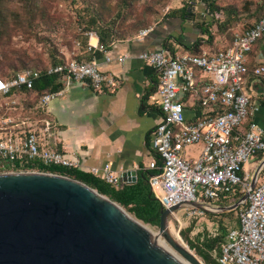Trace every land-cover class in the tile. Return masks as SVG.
<instances>
[{
	"label": "built area",
	"instance_id": "2783aa9c",
	"mask_svg": "<svg viewBox=\"0 0 264 264\" xmlns=\"http://www.w3.org/2000/svg\"><path fill=\"white\" fill-rule=\"evenodd\" d=\"M151 29L141 30L139 36ZM263 33L264 13L245 32L235 33L232 42L222 49L174 54L159 48L139 54L158 78L155 95L162 114L152 131L155 156L147 168L154 171L149 184L162 208L184 201L219 206L216 202L225 190L238 187L240 192H248L237 207V224L229 227L221 244L220 264H264V166L252 190V174L241 173L255 153L262 152L264 158V125L248 120L251 101L244 85L248 73L264 78V62L251 67L247 64L249 52ZM88 36L89 50L95 46L105 51L91 43V38H97L94 32H88ZM124 58L119 56L121 61ZM106 60L111 57L106 56ZM44 72L60 74L61 81L87 82L96 91H114L120 84L118 76L101 71L95 60L71 56ZM41 74V70L25 68L14 76L0 78V167L27 160L78 168L76 158L54 146L57 126L46 115L50 101L61 90L42 91L33 106L20 93L21 88H32ZM185 96L193 105L189 118ZM200 143L202 149L196 157L183 156L184 148ZM89 172L112 185L121 184L120 175L109 164ZM185 209L190 216L204 213L193 207Z\"/></svg>",
	"mask_w": 264,
	"mask_h": 264
},
{
	"label": "water",
	"instance_id": "95a60500",
	"mask_svg": "<svg viewBox=\"0 0 264 264\" xmlns=\"http://www.w3.org/2000/svg\"><path fill=\"white\" fill-rule=\"evenodd\" d=\"M264 158L250 178L252 190ZM136 171L121 173L134 183ZM236 202L206 206L184 201L161 208L157 232L140 224L118 202L64 174L37 170L0 172V264H203L175 236L170 215L179 208L225 212ZM162 236L178 255L157 240Z\"/></svg>",
	"mask_w": 264,
	"mask_h": 264
},
{
	"label": "crops",
	"instance_id": "0c3cea01",
	"mask_svg": "<svg viewBox=\"0 0 264 264\" xmlns=\"http://www.w3.org/2000/svg\"><path fill=\"white\" fill-rule=\"evenodd\" d=\"M198 36L195 26L174 16L165 18L145 36L112 42L91 60L98 63L101 71L118 76L120 84L114 91H96L87 82L63 78L60 94L50 101L46 111L57 126L54 146L76 158L78 169L83 171L109 164L118 175L135 170L137 178L139 170L148 169L149 160L155 156L152 131L162 114L155 95L157 74L139 54L159 48L178 54L186 51L182 44L189 45ZM90 41L98 45V37L95 42L92 38ZM94 49L97 47L93 46ZM251 51L247 56L249 67L264 62V35ZM122 55L125 58L121 61ZM106 56L111 60L107 61ZM244 85L251 101L248 120L264 125V78L248 73ZM187 98L184 105L189 118L193 105ZM201 149V143L188 146L183 156L194 158ZM257 153L243 165L242 174L254 172L263 159Z\"/></svg>",
	"mask_w": 264,
	"mask_h": 264
},
{
	"label": "rangeland",
	"instance_id": "374dc122",
	"mask_svg": "<svg viewBox=\"0 0 264 264\" xmlns=\"http://www.w3.org/2000/svg\"><path fill=\"white\" fill-rule=\"evenodd\" d=\"M263 2L264 0H217L219 21L224 20L231 10H234L236 18L234 23L227 24L231 28H226L220 34L217 33L215 24L210 31L221 41L226 35L232 36L234 31L244 30L255 20ZM185 4L196 14V18L186 20L193 26L195 21L210 16L200 0H3L0 18H7L8 26L0 32V60L5 56L22 59L21 63L16 61L15 71L19 72L25 68L41 69L48 66L53 61V55L56 58L71 56L78 59L81 37L91 28V17H96L97 22L100 18L110 24L115 34L125 33V27L133 30L122 39L126 40L139 36L141 30L154 27L165 18H170L171 10H179ZM4 71L12 72L7 67ZM170 217L177 224L175 236L179 243L206 264L195 249L190 247L189 241L194 240L198 233H213L222 217H212L205 213L190 216L185 208H179ZM221 220H224L227 227L233 226L236 221L235 211ZM144 224L152 232L158 231V226ZM159 238L178 255L162 236Z\"/></svg>",
	"mask_w": 264,
	"mask_h": 264
},
{
	"label": "trees",
	"instance_id": "16d2710c",
	"mask_svg": "<svg viewBox=\"0 0 264 264\" xmlns=\"http://www.w3.org/2000/svg\"><path fill=\"white\" fill-rule=\"evenodd\" d=\"M200 2L203 4L204 9H207V13L210 16L195 21L194 25L199 31V36L189 45L182 44L186 51L194 54H199L202 52V50L205 49L209 52H212L214 50L222 49L228 46L232 42L235 33L245 32L264 13L263 2V4H261L259 8L260 12L256 14L255 20L248 27H246L244 30L234 31L232 36L226 35L221 41H219L218 37L215 36L216 34L210 31L211 26H213V24L216 25V30L218 31V34H220L219 32H223L228 27L231 28L227 24H232L235 22L236 16L234 15V10H231L224 20L219 21L218 11L220 9L216 3L217 0H200ZM3 6V0H0V15H2L1 9ZM169 15L170 17H179L182 21H185L189 18H196V14L189 10V7L186 4L179 10H171ZM98 21L99 22H97L96 17H91L89 19L91 28H89L88 32H94L96 34V36L98 37V45L105 50L112 42L116 40L125 39L128 34H131L133 32V30H128V27H125V33L115 34L110 24L105 23L100 18H98ZM7 26L8 19L5 17L0 18V28H2L0 29V32L3 30V28ZM88 32L85 33V36L81 37V47L79 48V53L77 54L78 59L91 60V58L98 54V52H102L101 49H88ZM263 35L264 33L262 34V36ZM92 42H95V38H92ZM63 59L64 58L62 57L56 58L55 55H53V61L51 64L41 69L35 68L37 70H41L43 74H41L38 78L34 80L32 88L27 89L24 87L20 89V93L25 96L26 103H28V105L33 106L42 91L55 92L62 89L63 84L61 81V75L57 73L47 74L44 72V70L51 65L61 63ZM17 60L18 63H21L22 61V59L20 58H10L7 56H5L4 59L0 60V78L11 77L18 72L15 71L17 67ZM5 67L12 70V72L6 73L4 71ZM257 154L259 155V158L263 157L262 152H258ZM4 170H37L67 175L69 177H72L88 184L92 188H95L98 192L118 202L128 212L132 213L134 217H136L143 223H148L156 226L159 225L160 211L162 206L160 202L155 198L149 184V176L150 174L154 173L153 170L140 169L138 172L137 179L134 183L118 184L117 186L106 182L100 176L95 175L89 171H83L81 169L72 167H63L60 165H43L36 161L34 162L25 160L22 162L15 161L14 163H3L2 167H0V171ZM261 174H264V168L262 169ZM242 195L243 192H240L238 187H235L234 190H225L222 192L216 204L219 206L232 204L239 200ZM237 209L238 208H235L233 210L221 212L219 214H216L214 212L204 213L212 217L220 216L224 218L226 215H232V213L235 211L236 221L234 225H236ZM222 218L219 219L217 228L213 233L201 232L195 236L194 240L189 241L190 247L195 249L196 253L203 259L206 264H220L218 261L220 247L221 244L225 241V237L229 229V227H227V225L225 224L224 220H221Z\"/></svg>",
	"mask_w": 264,
	"mask_h": 264
},
{
	"label": "bare ground",
	"instance_id": "6f19581e",
	"mask_svg": "<svg viewBox=\"0 0 264 264\" xmlns=\"http://www.w3.org/2000/svg\"><path fill=\"white\" fill-rule=\"evenodd\" d=\"M130 214V213H129ZM130 216H132L131 214H130ZM132 217H134V216H132ZM140 222V224H142L143 226H145L146 228H148L149 229V227L148 226H146L143 222H141V221H139ZM150 230V229H149ZM151 231V230H150ZM152 232V231H151ZM158 241H159V243L162 245V247H164L165 249H167L168 251H170V252H172V253H174L168 246H167V244L166 243H164L160 238H158L157 239ZM181 244V243H180ZM184 246V245H183ZM185 247V246H184ZM185 248H187V247H185ZM175 254V253H174ZM176 255V254H175Z\"/></svg>",
	"mask_w": 264,
	"mask_h": 264
}]
</instances>
